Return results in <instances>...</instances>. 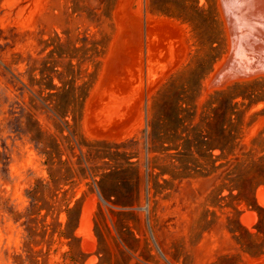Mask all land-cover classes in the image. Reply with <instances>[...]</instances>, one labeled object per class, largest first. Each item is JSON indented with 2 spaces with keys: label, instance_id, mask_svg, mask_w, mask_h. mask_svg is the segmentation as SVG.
I'll return each mask as SVG.
<instances>
[{
  "label": "rangeland",
  "instance_id": "obj_1",
  "mask_svg": "<svg viewBox=\"0 0 264 264\" xmlns=\"http://www.w3.org/2000/svg\"><path fill=\"white\" fill-rule=\"evenodd\" d=\"M219 4L0 0V264H264V184L230 174L264 154V73L207 90L229 53ZM146 30L155 55L175 43L174 71L144 110L85 118L106 53ZM237 82L254 95L233 120L215 93Z\"/></svg>",
  "mask_w": 264,
  "mask_h": 264
},
{
  "label": "crops",
  "instance_id": "obj_2",
  "mask_svg": "<svg viewBox=\"0 0 264 264\" xmlns=\"http://www.w3.org/2000/svg\"><path fill=\"white\" fill-rule=\"evenodd\" d=\"M145 33V46L135 47L131 57L112 55V48L106 53L101 78L94 82L85 102V118L98 119L104 110L118 105L126 110L125 114L134 104L144 110L151 92L174 71L177 66L175 43L169 39L166 45L160 44L155 55L148 44V31ZM108 62L114 70L111 76L106 74Z\"/></svg>",
  "mask_w": 264,
  "mask_h": 264
},
{
  "label": "water",
  "instance_id": "obj_3",
  "mask_svg": "<svg viewBox=\"0 0 264 264\" xmlns=\"http://www.w3.org/2000/svg\"><path fill=\"white\" fill-rule=\"evenodd\" d=\"M229 30V53L207 90L230 79L264 73V0H220Z\"/></svg>",
  "mask_w": 264,
  "mask_h": 264
},
{
  "label": "trees",
  "instance_id": "obj_4",
  "mask_svg": "<svg viewBox=\"0 0 264 264\" xmlns=\"http://www.w3.org/2000/svg\"><path fill=\"white\" fill-rule=\"evenodd\" d=\"M252 83H235L231 86H229L228 88L224 89V90H219L216 91L215 96H219L222 94H229L230 95V102H231V107H230V113H231V117L234 120V117L237 116L240 113V105L244 104L239 102L238 98H242V99H251V97L254 95V92H250L247 93L245 91H242L240 89L246 87V86H250ZM262 93V92H261ZM212 103L209 102V106H211ZM205 119H203L204 122ZM202 139L205 137L206 141L210 139L209 135H203V132H200L199 135ZM259 139H264V136L261 134L259 137ZM238 139H239V130H237L236 125L235 128L232 129L231 134H230V138H229V152L230 153H234L236 150V147L238 145ZM207 144L209 145V142H207ZM211 145V144H210ZM219 147L224 151V147L221 145H216V146H212L210 147V149ZM246 159H244L243 161L237 162L235 167L233 168V171L230 173L234 179L240 177V175H242V172H240V170H238L240 167L244 168L246 171V180H249V183H256V185H260V184H264V154L258 158H254V155L252 153H245ZM233 163H235V161H238V157H235V159H233ZM220 167V166H219ZM251 169L253 170L252 174H251ZM250 172V173H249ZM256 179H260L255 181ZM235 181V180H232ZM259 209V215H260V221L258 224V228H259V232L264 233V231L261 230L260 225H262L264 223V208L261 206H258Z\"/></svg>",
  "mask_w": 264,
  "mask_h": 264
},
{
  "label": "bare ground",
  "instance_id": "obj_5",
  "mask_svg": "<svg viewBox=\"0 0 264 264\" xmlns=\"http://www.w3.org/2000/svg\"><path fill=\"white\" fill-rule=\"evenodd\" d=\"M152 25V24H151Z\"/></svg>",
  "mask_w": 264,
  "mask_h": 264
}]
</instances>
